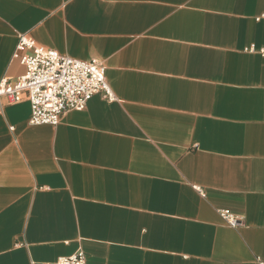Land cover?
<instances>
[{
	"label": "crops",
	"instance_id": "obj_1",
	"mask_svg": "<svg viewBox=\"0 0 264 264\" xmlns=\"http://www.w3.org/2000/svg\"><path fill=\"white\" fill-rule=\"evenodd\" d=\"M20 35L101 62L116 101L58 126L3 101L0 264L264 262V0H0V82Z\"/></svg>",
	"mask_w": 264,
	"mask_h": 264
},
{
	"label": "built area",
	"instance_id": "obj_2",
	"mask_svg": "<svg viewBox=\"0 0 264 264\" xmlns=\"http://www.w3.org/2000/svg\"><path fill=\"white\" fill-rule=\"evenodd\" d=\"M17 51L23 53L21 64L26 72L15 82H0V112L4 100L15 104L26 97L31 106L30 125L58 126L67 113L84 111L96 95L108 102L116 101L101 62L82 61L47 50L26 35L19 36ZM249 51L264 56V48L251 46ZM220 215L233 227L240 224L228 211H221ZM56 264H87V256L80 250L59 258Z\"/></svg>",
	"mask_w": 264,
	"mask_h": 264
}]
</instances>
